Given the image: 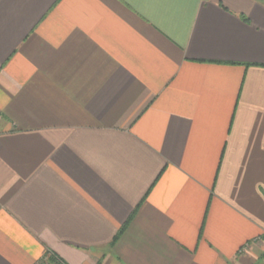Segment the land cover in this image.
<instances>
[{"label": "crops", "instance_id": "crops-1", "mask_svg": "<svg viewBox=\"0 0 264 264\" xmlns=\"http://www.w3.org/2000/svg\"><path fill=\"white\" fill-rule=\"evenodd\" d=\"M264 264V0H0V264Z\"/></svg>", "mask_w": 264, "mask_h": 264}, {"label": "trees", "instance_id": "trees-1", "mask_svg": "<svg viewBox=\"0 0 264 264\" xmlns=\"http://www.w3.org/2000/svg\"><path fill=\"white\" fill-rule=\"evenodd\" d=\"M53 264H56V263H54V262H52Z\"/></svg>", "mask_w": 264, "mask_h": 264}]
</instances>
